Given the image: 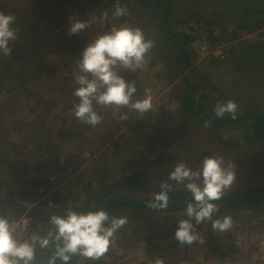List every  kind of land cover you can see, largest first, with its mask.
<instances>
[{"label": "rangeland", "instance_id": "1", "mask_svg": "<svg viewBox=\"0 0 264 264\" xmlns=\"http://www.w3.org/2000/svg\"><path fill=\"white\" fill-rule=\"evenodd\" d=\"M43 1L44 3L50 2V0ZM103 1L111 4V13L115 12L117 2L122 7H126L133 23L135 22L136 26L143 30L147 39L155 42L153 49L146 58V64L142 69L135 72L140 81L141 90L138 95L134 96V98H143L145 90L150 89L153 97V108L143 116L138 112L129 110L132 116L130 123L123 126L114 136L110 134L109 128L104 123L106 113H100V111L98 113L103 117L102 123L95 127L92 126L87 131H84L86 124L74 116L72 109L68 112L54 109V112L47 116L49 124L58 126L62 122L63 129H73V124L78 123L79 129L74 135L79 144L74 152H78L79 148L87 150L88 147L94 152L101 147L95 152L97 153L95 157L90 160V163L93 160L94 165H96L101 152L106 151L110 156L114 155L116 160H120V158L130 156L131 150L145 152L148 149L146 146L148 141L144 139V136H148V139H152L155 143L158 138L161 143L152 151L153 153L148 150L151 154L152 163L143 171L144 182L139 184L138 189L131 192V195L155 197L166 190L189 191L186 187L188 183L203 186L202 177L199 179L193 177L191 180L177 182L170 179V175L178 164H184L192 172L201 170L206 157L222 160V167L235 172V180L227 190L264 186V144L251 146L246 143L243 134L245 125L243 124L231 127L221 126L216 131L207 130L203 127L199 117L190 116L182 111L179 100V96L186 94L191 86L195 88L197 104L205 103L216 106L217 103L233 100L237 104V110L264 104V69H258L257 66L256 68H247L245 65L247 54L253 45L264 42V15H259L257 19L254 17L253 20L240 18V15L246 11V6L254 8L260 4L263 5L264 0H166L172 7L168 26L180 36L181 40V37L183 40L186 38L183 24L188 19H197L201 22L213 21L212 25L220 28H233L239 32L250 33L246 39V44H243L245 47L241 46L238 55L230 56L225 61H197L194 59L191 63L183 57L181 49L178 47L179 40L172 41L163 33L164 10L157 8V0ZM11 3L17 7L13 14L26 16L28 13L30 16H36L34 23L40 21L39 26L42 29L36 32L37 36L33 38V47H36V50L33 49L30 52V56L35 59L30 68L34 65H40V68L49 70L48 74L53 71L61 74L71 68L73 70L72 74L69 73L71 77H64V79L72 78V83L75 84L73 74L79 71L77 63L81 59L82 53L75 54L76 51H73L65 55L66 53L62 52L63 48L61 50L57 47L53 51L49 48L51 55L46 58L44 57L45 53H38L39 48H42L44 52L48 49L42 44L43 40L47 38L45 33L49 24L47 16L50 17V12L43 10L45 7L42 4L38 5L35 12L32 11L30 7L32 0H14ZM79 3H83V1L80 0ZM26 5L28 7H25ZM83 9L84 7H75L62 24L60 22L61 13L60 15L56 14L51 25H58V28L61 29L65 25V29L69 33L70 20L84 19ZM105 11L100 6H94L92 10L90 7L87 8L86 12H90V18L86 21L89 22L90 26L86 29L91 32L87 40L93 42L96 35L99 34V28H104L107 24H111V28L131 26L130 21L119 24L117 20H120L121 17L108 16V19L105 20L103 18ZM261 24L262 27H260ZM239 25H244L243 28L245 29L238 28ZM68 33L65 37H72ZM186 49L189 52L188 46ZM261 57L264 58V50H261ZM38 59L39 64L36 61ZM260 63V68L264 67V61L262 64ZM57 76L56 80H59L61 76ZM89 78H91L90 75ZM59 91L62 92L63 90L60 89ZM55 92L56 90L53 93ZM10 109L14 110L17 117L26 116L28 121H33V123L35 121L33 126L38 122L36 121L38 116L43 113L40 108L27 104L25 98H21V103L15 107H10ZM146 123L147 125H145ZM81 133L83 135H80ZM79 136L82 138H78ZM101 140L109 141L102 143ZM116 140L119 141L120 145L113 149L110 144ZM16 148H11V152L17 151L18 153L21 152L22 155L28 154L25 153V148L23 149L22 146L17 145ZM23 158L28 159L29 156H23ZM30 159L28 162L33 164L34 161ZM47 176L50 178V175ZM246 214L244 211L238 216L243 219L242 221L249 223L247 217L250 214ZM159 216L163 219L167 218L168 224L172 228L177 224L179 225L182 220H189L194 230H201L208 225L207 222L212 221V218H206L197 224L194 218L188 217L187 212H161ZM169 216H172L170 217L172 220L169 219ZM125 245H127L125 242L118 243L112 239L109 249L115 250ZM255 253L259 259L254 261L251 259V263L264 264V259L261 260V254L258 251Z\"/></svg>", "mask_w": 264, "mask_h": 264}, {"label": "trees", "instance_id": "2", "mask_svg": "<svg viewBox=\"0 0 264 264\" xmlns=\"http://www.w3.org/2000/svg\"><path fill=\"white\" fill-rule=\"evenodd\" d=\"M79 1L77 2V0H50V2L42 4V6L45 7L46 12H50V17L47 16L49 24L46 27L47 31L45 33V36L47 38L43 40L42 44L45 48H51V51H53L56 47L61 50L63 48L62 52L70 54L73 51H76L75 54H77L78 52L83 53L84 49L90 43H92L91 40H87V37L91 35V32L87 31V29H84L83 31L85 32L83 33L80 32L78 34L72 35V37L66 36L63 39L60 38L59 35L62 30H57L56 27H58V25H51L53 17L56 14L60 15L61 13L60 21L62 22L71 14L72 10H74L75 7H84L83 15L87 17L88 14L86 10L88 7L92 9L94 6H100L107 11L109 17H115L113 16V13H111L112 9L110 3H105L103 0H82L83 3H79ZM156 2L157 8H162L164 10L163 33L172 41L178 39L180 42L178 44V47L181 49L183 57L189 63L193 62L194 57L189 54L186 49V47L188 46L189 39L186 37L185 40H183V37H181L183 40L182 42L180 36L177 33H174L168 26L169 19L172 15V7L169 6L166 0H157ZM2 4L3 3L0 2V10H2V8L4 7L2 6ZM245 10L246 11H244L242 14L240 13L241 19L246 20L250 18L251 20H253L254 17H256L257 19L259 15H264V4L257 5L254 8L246 6ZM4 13L11 14L16 17V22L13 24V28L16 29L17 38L15 41L10 42L9 46L12 49L10 55L3 56L2 54H0V130L4 127L3 119L5 116L6 109L12 106L15 107L17 105L14 104V101H16L15 99L18 98L20 95H26V93L24 92V85L26 83L25 73L22 69L24 68L23 66L25 62H30V66H32L33 61L35 60L29 54L31 47L33 46V41L30 33L39 32L42 29L41 26H39L40 21L34 23L36 16H30L28 13L26 16L16 15L13 14V11L8 10ZM129 16V14L121 16V19L117 20V22L119 24H124L126 21H130L132 23L131 27H137L135 22L133 23V20ZM205 22L207 24H212L213 21ZM262 26L263 25L261 24L260 27ZM243 27L245 26L243 25L238 28L245 29ZM111 29V24H107V26H105L104 29H102L101 32L96 35V37L105 34L104 31L110 32ZM261 50H264V42L257 43L250 49L245 62L247 68H256L257 66L258 69H264L263 66L260 68L259 65L260 62V64H262V62L264 61V58L261 57ZM38 53H44L42 48L39 50ZM194 89V87L190 86L189 91L186 94L179 96V100L181 101L180 106L183 112L193 117H199L201 119L203 127L205 121H209L210 127L204 128L211 131H216L221 126L231 127L233 125L243 124L245 125V131L243 132V134L246 143L250 144L251 146H256L257 144L261 143L264 144V104H258L259 106L257 105L252 108L238 109L236 112V119H232L230 114H226L223 118H218L214 112V104L196 103ZM32 96L33 92L29 91V95L27 97L31 98ZM34 105L37 107L46 105L49 108L50 106H52V109H58L62 112H68L70 108H74L75 106L74 103ZM93 106L97 112L100 111V113H106L104 123L106 127L109 128L110 134H112V136H114L123 126L128 125L130 123V118H132L131 113L129 111L130 109L128 108L121 107L118 110H114L110 106L103 107L95 103ZM49 108L47 111H45V115H43L42 120H38V122L34 126L35 128L30 132L29 138L33 139L34 148L40 152V154L38 155L39 157L36 158L37 161L38 159L41 160V162L39 160L36 163L37 168L41 169L43 162L46 161L49 164H53L55 168H57L56 170L58 171L59 169H61V167L58 166V163L60 162L59 155L56 157L52 156V154L55 152L56 146H52V144L50 143H38V139L43 141L42 137L45 136L42 133V129L43 126L46 127L48 123L47 115L48 113H50ZM125 114L128 116V119L120 120L119 117ZM77 124H73V129H63L62 126L61 128L59 127L55 130L52 128L45 130L49 136L56 135L62 137L63 135H72L73 137H75L74 134L76 131L78 132L79 129V125ZM145 125H147V123ZM91 127V125L86 124L84 131L90 130ZM80 135H83V133H81ZM144 139L148 141V143H146L148 149L145 152L141 150H131L130 156L120 158V160H116L114 156H109L106 151L101 152L98 160L96 161V165L90 167L89 170L84 171L79 176L76 182V184L80 185L82 194L85 197L82 206L74 205L72 207H53L56 210L47 211H45L43 208L39 209V207L35 206L32 209L30 208L31 210L28 211V214L37 217L40 221H46L47 217L43 214L52 217L53 212L51 211H56L57 213L66 217L68 216L69 212H75L77 214H87L90 211L98 212L103 210L106 211L110 217V219L105 222V227H109L111 225V218H125L127 221L121 228H119L114 233L112 237V239H115L118 243L125 242L126 244H130L136 243L141 239L151 240L152 238L175 236L179 225L177 224L172 228L171 225L168 224V219H163L159 216V214L161 212H187V207L181 208L169 205H155L154 202L162 201L157 200V196L159 194L155 197H140L138 195L127 194L137 190L139 187L138 185L144 182L143 171L152 163L150 153H153L152 151L157 148L159 143H161L158 138L156 140V143L152 139H148V136H144ZM101 142L105 143L106 140H101ZM8 145L9 144L3 141V139H0V147L3 152L4 150H8ZM17 145L24 147V144L22 143V138L19 140V142L11 143L10 149L14 147L16 148ZM119 145L120 143L117 140L111 143L112 148L119 147ZM24 148L27 149L26 147ZM148 150L150 151V153ZM45 153L47 155L46 157ZM31 183L32 186L34 185V188L36 186L45 188L51 185V179L49 177L46 178L45 176H42L35 182L31 180ZM262 189H264V186L225 190L222 198L219 201L214 202L225 203L230 205H241L253 198ZM162 193L167 194L168 200L181 199L194 201L193 194L190 191L166 190ZM12 195L17 198L20 197L21 200L24 198V196H21L20 193L16 194L14 192L12 193ZM74 195L75 192H73V196ZM76 196H78V194ZM78 197L80 198V195ZM54 199L55 203L58 204L59 200L57 198ZM17 206L19 205H16V207ZM251 210H258L264 213V198L258 200L257 202L253 203L252 205L248 206L247 208L241 211L226 212L219 210L217 212H214L211 217L212 221L207 222V224L212 225L215 220H222L224 216H230L232 218V221L234 222L240 219V216H238L239 213L244 211L248 212ZM16 213L17 214L13 217L23 214V212H21V209L19 210V208L16 209ZM170 217L172 216H169V219L172 220V218ZM10 219H8V221ZM196 230L198 229H193V231ZM63 247L64 240L63 238H60L47 247L33 250V254L39 258L46 260L64 261L59 255V251ZM114 251L115 250L113 249H109V251L105 255H109V253ZM66 255H69V260L65 261V263L62 264H106V261L103 258L104 256L99 260H92L91 258H87L80 255L79 252L76 254L66 253ZM21 264H25V262H22ZM27 264L37 263L27 262Z\"/></svg>", "mask_w": 264, "mask_h": 264}, {"label": "crops", "instance_id": "3", "mask_svg": "<svg viewBox=\"0 0 264 264\" xmlns=\"http://www.w3.org/2000/svg\"><path fill=\"white\" fill-rule=\"evenodd\" d=\"M1 2L4 7L0 10V12H6L7 10L14 12L17 8L16 5L11 3L14 2V0H1ZM46 3H44L43 0H32V4H30L31 10L35 12L38 5ZM25 7H28V5ZM43 10H45V8ZM87 13L89 16H84L83 20L85 21L90 18V12ZM62 23L63 21L61 24ZM65 27V25H63L62 29L56 27L57 30H62L59 35L62 39L65 38V35L68 33ZM102 29L104 28H99V33ZM107 32L108 31H104V33ZM30 34L33 41V38L34 36H37V33L31 32ZM33 49L36 50V47L32 46L30 52ZM44 53L45 58L51 55V53H49V48ZM65 55H67V53ZM236 55H238V53ZM36 61L39 64V59ZM39 66L40 65H34L30 68V62L24 63V68L22 70L25 73L26 83L24 85V92L26 95H20L15 99L16 101H14V104H20L21 98H25L26 103L31 104L32 106H35L34 104H76L79 102L78 98L73 95L75 88L79 87V85L73 84L72 78L66 80L64 79V77H71L69 74L73 73L71 68L61 74L55 73V71L48 74L47 72L49 70L47 71ZM57 75L61 76L59 80H56L58 78ZM60 89L63 91H59ZM55 90L56 92L53 93ZM29 91L33 92V96L31 98L27 97L29 95ZM35 107L40 108L43 112L36 120L40 121L49 107L46 105ZM13 109L11 110L10 107L6 109L3 119L4 127L1 129L2 131L0 130V139H3V141L9 144L7 151L4 150L3 152L0 147V219L8 221V219L17 214V208H19V210L21 209V212L25 213L35 206L39 207V209L43 208L45 211L56 210L54 208H61V206H82L85 197L82 194L80 185L76 184V182L84 171L89 170L90 167H92L91 165H94L92 162L93 160L91 163L90 160L95 157L97 154L95 152H97L101 147L96 149L94 152L91 151L90 147H88L87 150L79 148L78 152H74L75 149L78 148L79 144V141H76V137H73L72 135H63L62 137L56 135L49 136L45 129L52 128L55 130L56 128H61L63 123L61 122V124L59 123L60 125L55 126L50 125L48 120L46 127L43 126L42 129V133L46 137H42L43 141L38 139V143H50L52 146H56L55 152L52 156L56 157L59 155L60 162L58 163V166H60L61 169L57 171V168H55L53 164H49L46 161L43 162L41 169H38L36 163L40 159L37 161L36 158L39 157L38 155L40 152L34 148L33 139L29 138L30 132L35 128V125L33 126L35 121L34 123L33 121H28L26 116L17 117ZM70 109L73 110V108ZM49 110L50 113H48V115H51L52 112H54V109L50 106ZM21 138L24 147L27 146V149L24 151L28 154L22 155L21 152H11V143L19 142ZM78 138L82 137L79 136ZM108 141L109 140L106 142L108 143ZM16 150H18V148H16ZM23 156H29L28 159L32 157L30 160H33L34 163H29V160L23 158ZM46 156L47 155L45 153V157ZM47 175H50L51 179V185H49V187H45L48 191L47 196H43V198L37 202L35 206L31 207V209L25 207L24 202L28 200H35L38 194L39 186L34 188L31 180L35 182L42 176L47 178ZM72 191L75 192L74 196ZM14 192L16 194L20 193V195H23L24 198L21 200L20 197L17 198L13 196L12 193ZM77 194L78 196L80 195V198L76 196ZM54 198L59 200L58 204L55 203ZM50 201L52 202L50 203ZM16 205L19 206L16 207ZM51 212H53L52 217L58 216L61 218H67V216H62L56 211ZM246 213V215L250 214V216L247 217L250 224H253L255 220L258 219L264 220V213L258 210H251ZM43 215L47 217V220L44 219L46 221H42L43 223L37 224L35 226V234L23 240V245L31 247L32 250L47 247L57 239L62 238H58V229L52 223V217L45 214ZM240 219L234 221L232 227L226 231L214 229L212 225H207L201 230L193 231V235H195L197 239L191 244H182L175 238V236H164L161 238H152L151 240L141 239L136 243H130L124 247H119L120 249H115V251L109 253V255H104V259L106 264H156L157 261H162V264H256L251 263L250 261L251 259H253L252 261L259 259V256L255 253L257 251L255 244L250 243L239 249L233 244L235 232L239 229V227H241L239 223H247L242 221L243 219Z\"/></svg>", "mask_w": 264, "mask_h": 264}, {"label": "clouds", "instance_id": "4", "mask_svg": "<svg viewBox=\"0 0 264 264\" xmlns=\"http://www.w3.org/2000/svg\"><path fill=\"white\" fill-rule=\"evenodd\" d=\"M127 14V8L117 2L113 16L121 17ZM103 18L108 19L107 11L103 13ZM15 22V16L0 12V54L3 56L10 55V42L17 38L16 29L13 28ZM89 26V22L85 20H70L68 34H78ZM154 43L145 37L142 29L131 26L113 27L110 32L97 36L84 49L77 63L79 71L73 74L75 84L79 85L73 92L79 100L72 110L74 116L80 122L95 127L102 123L103 117L94 109V103L103 107L110 106L114 110L128 108L141 116L149 112L153 108L151 90H145L143 98H134L138 91L136 81H127L119 74L118 69L132 72L142 69ZM214 112L218 118L230 114L232 119H236L237 104L233 100L217 103ZM119 119L127 120L128 116L121 115ZM204 127H210V122L205 121ZM193 177H202L203 186L196 183L187 184L186 187L193 194L196 203H189L186 211L188 217L194 218L196 223L200 224L206 218L211 219L212 214L219 211L214 201H219L225 190L231 187L235 172L222 167V160L206 157L201 170L192 172L184 164H178L170 175V179L177 182L191 180ZM157 200L164 201L163 206H167L166 193L159 194ZM109 219L108 213L103 210L90 211L87 214L69 212L67 218L53 216L52 223L58 229V238L62 237L64 240V247L59 251L61 258L68 261L69 255L66 253L78 252L92 260L102 258L109 251L114 233L127 222L125 218H111V225L105 227V222ZM232 224V218L224 216L222 220H215L212 227L226 231ZM175 238L182 244H191L197 239L193 235V225L189 220L180 221ZM9 256L18 259H9ZM32 257V248L27 245L18 247L9 231L8 222L0 219V264H19V260L25 258L27 264ZM156 264H162V261H157Z\"/></svg>", "mask_w": 264, "mask_h": 264}, {"label": "built area", "instance_id": "5", "mask_svg": "<svg viewBox=\"0 0 264 264\" xmlns=\"http://www.w3.org/2000/svg\"><path fill=\"white\" fill-rule=\"evenodd\" d=\"M185 34L189 39L188 51L197 61L218 60L225 61L230 56L237 54L246 42L250 33L239 32L233 28H220L207 24L197 19H188L183 24ZM47 189L39 187L35 200L24 202V206L31 208L39 202L43 196H47ZM52 201H50L51 203ZM8 222L9 231L17 246L23 245V240L35 234V226L43 223L37 217L28 212L12 217ZM235 232L233 244L236 248H242L250 243L255 244L257 251L264 259V220H255L253 224H240ZM244 264V263H240Z\"/></svg>", "mask_w": 264, "mask_h": 264}, {"label": "water", "instance_id": "6", "mask_svg": "<svg viewBox=\"0 0 264 264\" xmlns=\"http://www.w3.org/2000/svg\"><path fill=\"white\" fill-rule=\"evenodd\" d=\"M118 72L121 76H123L127 81H136V87H137V93L134 94V96L138 95L141 90L140 82L135 74V72H132L130 70H123V69H118ZM264 198V189L260 190L253 198L250 200L246 201L245 203L241 205H230V204H225V203H219V202H214L220 211H226V212H235V211H241L248 206L252 205L253 203L257 202L258 200ZM189 203H192L195 205V201H189V200H181V199H174V200H168L167 205L169 206H174V207H184L186 208ZM155 205H164V201H156L154 202ZM9 259H18L16 257L9 256ZM27 258L19 260V263L25 262ZM27 262H34L37 264H62L65 263V261H53V260H46L37 257L36 255L33 254V257L31 260H28Z\"/></svg>", "mask_w": 264, "mask_h": 264}]
</instances>
